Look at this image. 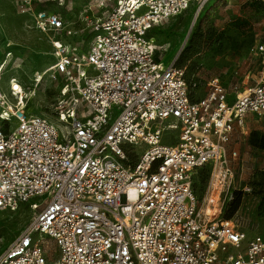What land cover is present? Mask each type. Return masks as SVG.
I'll list each match as a JSON object with an SVG mask.
<instances>
[{
	"label": "built area",
	"instance_id": "1",
	"mask_svg": "<svg viewBox=\"0 0 264 264\" xmlns=\"http://www.w3.org/2000/svg\"><path fill=\"white\" fill-rule=\"evenodd\" d=\"M208 1L116 0L91 22L87 45L55 41L46 70L61 79L53 119L28 111L18 80L8 94L0 87V212L32 213L0 246V264H50L49 243L55 264H264V237L224 218L220 195L207 208L193 189L200 168L228 170V146L248 135L249 115L264 121V74L232 91L213 76L193 98L183 49L158 61L159 41L148 35ZM26 13L38 30L67 32L57 12ZM250 52L264 57V44ZM166 131L177 132L175 143L163 142Z\"/></svg>",
	"mask_w": 264,
	"mask_h": 264
},
{
	"label": "rangeland",
	"instance_id": "2",
	"mask_svg": "<svg viewBox=\"0 0 264 264\" xmlns=\"http://www.w3.org/2000/svg\"><path fill=\"white\" fill-rule=\"evenodd\" d=\"M101 1L70 0L58 5L48 0H0V64L6 61L0 73L1 90L8 94L9 83L16 84L14 80H18L29 98L28 111L53 119L61 79L49 77L46 70L55 61L58 43L54 42L87 45L92 37L91 22L104 16L116 3V0H104L105 5L98 8ZM29 6L33 11L46 9L59 13L67 32L36 29L26 13ZM149 34L159 41L158 61L168 64L183 49L179 64L186 70L193 98L206 94L207 83L213 76H218L232 91L235 85L242 90L254 84L264 74L263 55L250 52L253 45L264 44V0H209L199 14L193 4L162 21ZM248 122V135L237 132L228 146V170H224L227 178L217 183L214 175L219 172L204 166L194 179L193 189L202 206L207 205L210 196L216 202L220 195L222 216L232 210L239 197L240 205L232 218L246 229L249 237L258 234L264 237V208L259 207L264 198V150L252 148L248 143L252 130L264 131V121L249 115ZM12 125L16 126V120H12ZM176 135L177 132L166 131L163 142L175 143ZM145 148L142 145L139 153ZM31 214L26 205L16 211L0 212L1 250L20 235ZM48 251L49 263L55 264L58 252L53 243L48 244Z\"/></svg>",
	"mask_w": 264,
	"mask_h": 264
},
{
	"label": "trees",
	"instance_id": "3",
	"mask_svg": "<svg viewBox=\"0 0 264 264\" xmlns=\"http://www.w3.org/2000/svg\"><path fill=\"white\" fill-rule=\"evenodd\" d=\"M248 143L252 148L264 150V131L254 129L250 132L248 137ZM264 174V172H263ZM240 205V198L238 197L237 200L233 204V208L230 212L225 214L224 218L231 219L233 214L236 212ZM260 209L264 208V198L261 200Z\"/></svg>",
	"mask_w": 264,
	"mask_h": 264
},
{
	"label": "bare ground",
	"instance_id": "4",
	"mask_svg": "<svg viewBox=\"0 0 264 264\" xmlns=\"http://www.w3.org/2000/svg\"><path fill=\"white\" fill-rule=\"evenodd\" d=\"M43 76H44V74H43ZM14 82H16V84H14L13 81L11 82V84L14 85L16 88H19L17 81L14 80ZM225 174L226 173H224V174L221 173L219 175H216V180L215 181H217V183H219L220 181H224L227 178V176Z\"/></svg>",
	"mask_w": 264,
	"mask_h": 264
},
{
	"label": "crops",
	"instance_id": "5",
	"mask_svg": "<svg viewBox=\"0 0 264 264\" xmlns=\"http://www.w3.org/2000/svg\"><path fill=\"white\" fill-rule=\"evenodd\" d=\"M248 128H249V122H248ZM247 136V135H246Z\"/></svg>",
	"mask_w": 264,
	"mask_h": 264
}]
</instances>
